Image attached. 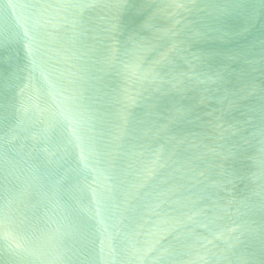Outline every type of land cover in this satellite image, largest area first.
Returning a JSON list of instances; mask_svg holds the SVG:
<instances>
[{
	"label": "water",
	"instance_id": "obj_1",
	"mask_svg": "<svg viewBox=\"0 0 264 264\" xmlns=\"http://www.w3.org/2000/svg\"><path fill=\"white\" fill-rule=\"evenodd\" d=\"M0 264H264V0H0Z\"/></svg>",
	"mask_w": 264,
	"mask_h": 264
}]
</instances>
